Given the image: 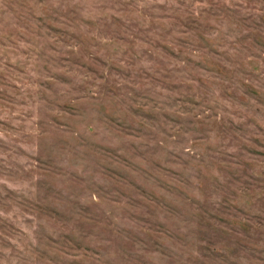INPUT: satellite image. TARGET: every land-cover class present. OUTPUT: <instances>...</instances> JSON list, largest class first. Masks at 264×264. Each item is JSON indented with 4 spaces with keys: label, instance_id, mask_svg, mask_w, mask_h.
<instances>
[{
    "label": "rangeland",
    "instance_id": "374dc122",
    "mask_svg": "<svg viewBox=\"0 0 264 264\" xmlns=\"http://www.w3.org/2000/svg\"><path fill=\"white\" fill-rule=\"evenodd\" d=\"M0 264H264V0H0Z\"/></svg>",
    "mask_w": 264,
    "mask_h": 264
}]
</instances>
